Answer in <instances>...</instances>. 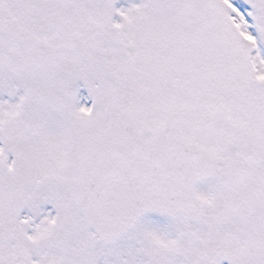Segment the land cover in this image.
Returning <instances> with one entry per match:
<instances>
[{
    "label": "snow or ice",
    "instance_id": "6c2138e0",
    "mask_svg": "<svg viewBox=\"0 0 264 264\" xmlns=\"http://www.w3.org/2000/svg\"><path fill=\"white\" fill-rule=\"evenodd\" d=\"M0 264H264V0H0Z\"/></svg>",
    "mask_w": 264,
    "mask_h": 264
}]
</instances>
